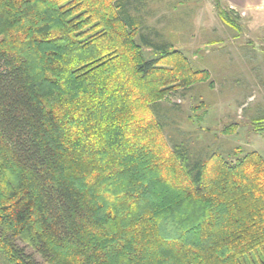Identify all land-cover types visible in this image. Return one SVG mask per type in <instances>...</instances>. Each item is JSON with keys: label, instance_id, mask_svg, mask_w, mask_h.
I'll return each mask as SVG.
<instances>
[{"label": "trees", "instance_id": "obj_1", "mask_svg": "<svg viewBox=\"0 0 264 264\" xmlns=\"http://www.w3.org/2000/svg\"><path fill=\"white\" fill-rule=\"evenodd\" d=\"M139 3L0 0L8 264H264V158L169 146L149 107L208 74L142 34Z\"/></svg>", "mask_w": 264, "mask_h": 264}, {"label": "rangeland", "instance_id": "obj_2", "mask_svg": "<svg viewBox=\"0 0 264 264\" xmlns=\"http://www.w3.org/2000/svg\"><path fill=\"white\" fill-rule=\"evenodd\" d=\"M242 5L241 0L133 5L142 34L181 52L194 71L208 74L206 81L176 89L149 107L169 146L187 150L191 162L213 154L233 162L253 151L264 158V130H254V123L264 119V12ZM219 10L232 12L235 28L221 21ZM143 53L147 59L155 56L146 47ZM0 264H8L1 255Z\"/></svg>", "mask_w": 264, "mask_h": 264}, {"label": "crops", "instance_id": "obj_3", "mask_svg": "<svg viewBox=\"0 0 264 264\" xmlns=\"http://www.w3.org/2000/svg\"><path fill=\"white\" fill-rule=\"evenodd\" d=\"M256 1V5H255V8L250 6V2L252 4H254V2ZM241 2L243 3V5L241 6L243 9H253L255 11H258V12H264V0H241ZM248 4V5H247Z\"/></svg>", "mask_w": 264, "mask_h": 264}]
</instances>
